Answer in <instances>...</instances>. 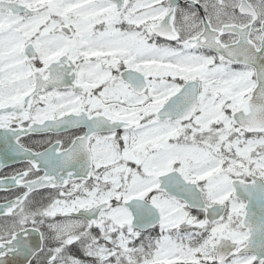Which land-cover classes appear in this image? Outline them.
<instances>
[{"label": "snow or ice", "instance_id": "snow-or-ice-1", "mask_svg": "<svg viewBox=\"0 0 264 264\" xmlns=\"http://www.w3.org/2000/svg\"><path fill=\"white\" fill-rule=\"evenodd\" d=\"M0 264H264V0H0Z\"/></svg>", "mask_w": 264, "mask_h": 264}]
</instances>
